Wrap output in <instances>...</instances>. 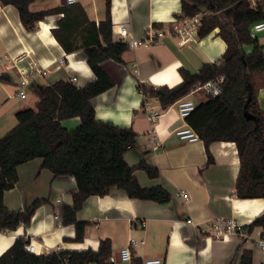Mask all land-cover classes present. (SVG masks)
<instances>
[{"label":"crops","instance_id":"0c3cea01","mask_svg":"<svg viewBox=\"0 0 264 264\" xmlns=\"http://www.w3.org/2000/svg\"><path fill=\"white\" fill-rule=\"evenodd\" d=\"M74 3L80 4L96 23L105 16V0ZM64 5L65 0H33L29 8L37 11ZM61 13L46 15L28 30L17 8L0 2V54L16 56L26 51L38 65L51 68L47 76L31 81L26 86V97L19 99L15 96L19 77L16 69L4 71L0 63V75L5 77L0 78V135L16 124L18 111L36 109L41 85L74 76L71 82L81 87L94 79L84 50L68 52L53 35L51 30L57 27ZM110 14L113 38L123 40L119 29L124 26L128 31L124 41L134 39L137 44L128 43L121 61L109 58L101 62L113 84L92 97L91 105L98 120L130 126L138 134L124 158L132 166L142 160L155 166L159 171L156 177H149L141 168H136L134 174L144 187H164L171 200L161 204L128 197L124 190L111 187L104 195L88 196L77 211V219L87 222L83 240H64L74 236L75 227L62 223L61 206L71 202L76 182L72 176L53 177L49 170L41 168L42 159L36 157L18 165V181L5 191L4 203L15 210L37 198H48V202L36 208L27 226L20 224L0 231V254L19 236L34 241L36 254L96 249L100 239L109 238L113 259L115 252L134 239L132 258L141 264L152 256L162 258L163 264H239L243 250H251V264H264V250L255 243L262 233L261 226L251 232L244 229V234L229 233L225 238L210 231L216 216H232L244 228L264 210L263 198H240L235 193L240 165L235 143L210 142L208 150L213 159L207 163L201 138L189 141L176 135V128L186 123L178 114L176 102L162 108L156 96L143 93L138 86H173L182 80L179 67L193 72L205 62L217 61L225 49L217 29L203 37L193 31L187 41L179 43L173 25L182 19L180 0H111ZM203 14L195 16L200 20ZM254 38L263 46L264 54V29L257 31ZM251 48L244 45L246 52ZM60 57L66 59L62 64L56 61ZM252 81L258 104L264 109V74L253 75ZM202 99L204 93L197 92L196 103ZM153 112L156 114L151 116ZM79 123L78 116L61 121L69 130Z\"/></svg>","mask_w":264,"mask_h":264},{"label":"trees","instance_id":"16d2710c","mask_svg":"<svg viewBox=\"0 0 264 264\" xmlns=\"http://www.w3.org/2000/svg\"><path fill=\"white\" fill-rule=\"evenodd\" d=\"M32 1L0 0L17 8L20 21L28 30L46 15L62 12L57 27L51 30L53 35L68 52L82 48L95 77L81 87L63 79L41 85L36 109L18 111L16 124L0 135V231L20 224L27 226L36 208L48 202V198H37L15 210L4 203L5 191L18 181V165L39 157L41 168L49 170L53 177L72 176L76 182L71 202L62 204L60 214L62 223L75 227L74 236L64 240L80 242L87 222L78 220L76 213L88 196L104 195L111 187H117L128 197L164 204L171 195L160 185L144 187L139 183L134 174L136 168L143 169L149 177L158 176L159 171L144 160L134 166L125 160L124 153L134 147L138 134L130 126L98 120L91 105L92 97L113 84L101 62L109 58L121 61L128 48L127 42L113 38L111 0H105V16L98 23L90 20L78 3L32 11ZM199 12L204 14L196 33L203 37L217 29L216 34L225 42L221 57L203 63L193 72L179 67L182 80L173 86H138L143 93L156 96L165 108L195 84L223 74L221 90L204 94L185 121L202 139L207 163L213 159L208 150L210 142L233 141L240 161L236 195L264 199V109L258 104L252 81L253 75L264 74V54L263 46L250 35L252 24L264 20V0H180L181 18H191ZM244 45H251V50L246 52ZM72 116H78L80 123L69 130L61 121ZM255 226H261L264 234V210L244 229L251 232ZM28 240L17 237L0 254V264H116L109 238L100 239L96 249H59L39 254L24 248ZM251 261V250H243L239 264ZM132 264L141 263L132 258Z\"/></svg>","mask_w":264,"mask_h":264},{"label":"built area","instance_id":"2783aa9c","mask_svg":"<svg viewBox=\"0 0 264 264\" xmlns=\"http://www.w3.org/2000/svg\"><path fill=\"white\" fill-rule=\"evenodd\" d=\"M76 0H65L66 4H72ZM63 15V13H61ZM199 24V19L194 15L191 18H182L181 20H176L173 25V30L176 36L179 38V43H184L190 38V33L196 31ZM264 29V20L252 24L250 28V35L255 37L257 31ZM119 35L124 40L128 35V31L124 26L119 29ZM128 43L132 46L137 44V41L130 39ZM59 64L66 61L65 57H60L56 60ZM0 63L2 64L4 71L11 68H15L18 73L17 79V91L15 96L19 99H24L27 95L26 86L34 81L36 78L45 77L50 72L51 68L38 65L30 56L29 52L23 51L16 56H10L6 53L0 54ZM59 66V65H58ZM70 81L75 80L72 76ZM224 80L223 74H218L212 79H209L203 83H197L193 88L184 96L176 100L177 111L182 119L194 109L196 105V93L203 92L206 93H218L221 90L222 82ZM141 90V89H140ZM142 91V90H141ZM143 92V91H142ZM156 112L151 113L154 116ZM176 135L180 139H186L189 141L196 140L198 134L185 123L175 130ZM182 196L186 197L187 193L181 192ZM58 214H55L57 217ZM210 231L216 237L225 238L229 233H239L244 234V228L241 226L234 217L232 216H216L210 224ZM256 245L264 250V234L260 233L255 240ZM135 244L134 239H129L127 244L120 248L119 258L120 264H132V247ZM24 248L32 253H36L35 244L32 239H29L24 244ZM142 264H163V260L160 257L152 256L147 257L143 260Z\"/></svg>","mask_w":264,"mask_h":264},{"label":"water","instance_id":"95a60500","mask_svg":"<svg viewBox=\"0 0 264 264\" xmlns=\"http://www.w3.org/2000/svg\"><path fill=\"white\" fill-rule=\"evenodd\" d=\"M114 261H115L116 264H120L119 252H115L114 253Z\"/></svg>","mask_w":264,"mask_h":264}]
</instances>
